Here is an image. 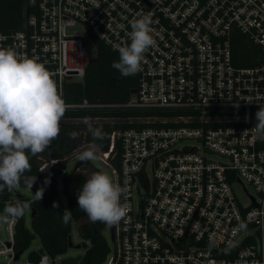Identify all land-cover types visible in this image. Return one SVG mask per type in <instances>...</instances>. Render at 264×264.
I'll return each instance as SVG.
<instances>
[{"label": "built area", "instance_id": "built-area-1", "mask_svg": "<svg viewBox=\"0 0 264 264\" xmlns=\"http://www.w3.org/2000/svg\"><path fill=\"white\" fill-rule=\"evenodd\" d=\"M26 13L22 30L0 33V48L44 64L63 99L65 83L83 78L94 38L118 52L130 44L131 21L150 16L156 44L126 106L190 111L153 119L179 125L112 133L101 152L129 208L113 226L115 252L104 264H264L263 135L239 124L256 117L211 114L264 108V61L236 67L231 48L239 31L264 52V0H27ZM77 25L85 33H69ZM235 181L253 189L246 206ZM7 221L5 264H55L46 254L15 261L17 218Z\"/></svg>", "mask_w": 264, "mask_h": 264}, {"label": "trees", "instance_id": "trees-1", "mask_svg": "<svg viewBox=\"0 0 264 264\" xmlns=\"http://www.w3.org/2000/svg\"><path fill=\"white\" fill-rule=\"evenodd\" d=\"M27 8V0H0V33H11L22 30ZM94 51L85 68L81 80L70 81L64 85V101L67 105L64 117L60 122L58 138L52 141L42 153L35 156L29 154L31 170L25 172L19 187L34 193L43 189L41 200L20 197L19 202L10 198V190L0 191V216L8 206L13 208L24 205L23 214L17 218L14 232L13 248L16 253L28 250L34 241L35 235L39 237L40 248L31 251L27 259L37 263L42 254L51 259L64 254L68 248L72 222L88 220L79 228L80 236L91 243L86 248L79 264H104L109 254V248L102 234L96 232L104 229L106 224L92 223L87 214L78 208L77 195L83 184L89 179L81 169L67 172V150L71 145L73 133L80 135L92 131L95 140L90 146H96V154L101 155L100 147L104 144L103 136L121 132L127 129H143L146 127H167L179 125L171 123L154 122L153 119H171L187 116L190 111H174L167 108H136L128 107L127 103L138 87V74L124 77L112 67L114 61H119V52L113 50L99 39H93ZM232 63L239 68L253 67L264 61V52L260 46L254 44L247 36L234 31L231 38ZM259 109H244L226 113H211L213 116H246L255 118ZM107 120H110L108 122ZM107 121V122H104ZM239 124L255 125L256 122ZM238 124V125H239ZM227 125V123H214L212 127ZM97 133L98 135H94ZM93 146V147H94ZM261 147H264V135ZM93 149V148H91ZM90 150V149H89ZM120 148L116 139L114 156L110 158L111 165L118 167ZM55 161L47 171L41 172L44 163ZM97 173V172H96ZM31 189L29 178L35 177ZM61 183V196L57 190ZM58 205L53 208V204ZM29 204L34 210L31 218L30 231L25 224V206ZM72 212V218L65 224L62 222L63 211ZM221 257L222 255H218ZM119 264V263H118Z\"/></svg>", "mask_w": 264, "mask_h": 264}, {"label": "clouds", "instance_id": "clouds-1", "mask_svg": "<svg viewBox=\"0 0 264 264\" xmlns=\"http://www.w3.org/2000/svg\"><path fill=\"white\" fill-rule=\"evenodd\" d=\"M151 23L148 15L131 21L130 44L118 48L119 61L112 64L122 76H134L142 70L145 53L156 44ZM52 76L44 64L21 56L13 48H0V191L19 186L25 172L31 170L29 154L42 153L59 136L67 105ZM255 117L256 131L264 135V108H259ZM97 150L94 146L84 151L80 160L96 159ZM29 180L31 189L36 176ZM125 192L109 174L97 172L78 192V208L92 223L116 226L129 211L128 205L121 202ZM35 195L41 200L43 189ZM57 206L53 204V208ZM23 211L24 205H17L8 213L16 219ZM71 214L65 209L62 222L66 224Z\"/></svg>", "mask_w": 264, "mask_h": 264}, {"label": "rangeland", "instance_id": "rangeland-1", "mask_svg": "<svg viewBox=\"0 0 264 264\" xmlns=\"http://www.w3.org/2000/svg\"><path fill=\"white\" fill-rule=\"evenodd\" d=\"M85 31H86V29L83 27V25H77V27L74 28L73 30H71L69 33H71V34H83V33H85ZM93 50H94V46H93L92 42H90V44L88 46V51L93 53ZM107 121L110 122V120H107ZM107 121H104V122H107ZM86 135L85 134L80 135L79 142L76 145V149L74 151H72L71 153L67 154V162H68L67 168H66L67 172L73 171L75 163L78 160H80L81 153L93 148L94 145L90 146V144L86 141ZM191 144H194V143H191ZM96 156H97L96 159L89 160L88 165L80 166L78 169H81L82 172L88 178H90L96 172H103V173L109 174L110 177L112 178V180L114 181V176H113L110 168L108 166H106L104 164V162H102L99 159L100 155L96 154ZM232 188H233V191H234L239 203L243 206H246L248 204L247 193L249 195H253V189L249 185H247L245 183L241 184L238 181L233 182ZM61 189H62V187H61V183L59 181L57 190H58L60 196L62 195ZM20 197L35 199L36 195L34 192L27 190V189H24V188H21L19 186L14 187L13 189L10 190V198L14 202H19ZM6 210H7V208H6ZM6 210L0 216V239L2 242H6L8 239L7 233H6V225H7V222H6L7 221V211ZM25 212H26L25 224H26L27 228L33 232V229L31 227V217H30L31 208H30L29 204H26ZM87 222H89V221L88 220H81L79 222H72L71 231H70L69 236H70L71 244L73 247L67 248V251L64 254L57 256L55 258V264H61V260L65 259V258H69V257L75 258L77 256H82L84 254L86 248H89L91 246V243L89 241L84 240L80 236V232H79L80 226L87 223ZM101 234L105 238V241H106L108 248H109V254L107 257H111V256H113V254L115 252V243L111 240V237H110V226L106 225L104 227V229L102 230ZM77 246H80V247L77 248ZM39 248H40V240H39V237L37 235H35L34 241L32 242L30 248L20 255L19 261H25L27 259L28 254L31 251L38 250ZM7 261H8V258H5L4 256H0V264H5Z\"/></svg>", "mask_w": 264, "mask_h": 264}, {"label": "water", "instance_id": "water-1", "mask_svg": "<svg viewBox=\"0 0 264 264\" xmlns=\"http://www.w3.org/2000/svg\"><path fill=\"white\" fill-rule=\"evenodd\" d=\"M26 17H27V13H26ZM83 42H84V45H86L87 43V39L84 38L83 39ZM135 93V91H134ZM91 131L88 132L87 134V142H92V139H91ZM77 140V136H76V133L74 132L73 133V136H72V139H71V145L70 147L68 148L66 154H69L71 153L72 151H74L76 149V141ZM103 141H104V144L100 147V150L102 153H107L108 150H109V147H110V136L109 135H104L103 136ZM89 164V161H81V160H78L76 163H75V166H74V169L73 171H76L80 166H83V165H88ZM10 209V206L7 207V217H10L9 216V213H8V210ZM34 216V210L32 209L31 210V214H30V217L32 218ZM97 235H100L101 232L100 231H97L96 232ZM110 237H111V240H113V226H110ZM7 246H9V244H7ZM72 244H71V240H70V237H68V248H72ZM80 246H77V248H79ZM22 253L19 252V253H16L15 255V261H17L20 257ZM82 256H77L75 258H65L63 260H61V264H78L81 260Z\"/></svg>", "mask_w": 264, "mask_h": 264}, {"label": "flooded vegetation", "instance_id": "flooded-vegetation-1", "mask_svg": "<svg viewBox=\"0 0 264 264\" xmlns=\"http://www.w3.org/2000/svg\"><path fill=\"white\" fill-rule=\"evenodd\" d=\"M90 132V131H89ZM92 132V131H91ZM88 134V133H87ZM86 139H87V135H86ZM91 139H92V142L95 140V137H93V135H92V133H91ZM77 142H76V145H77V143L79 142V138L77 137V140H76ZM87 141V140H86ZM89 144L91 143V142H88Z\"/></svg>", "mask_w": 264, "mask_h": 264}]
</instances>
